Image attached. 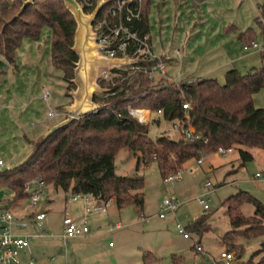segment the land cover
Returning a JSON list of instances; mask_svg holds the SVG:
<instances>
[{"label": "trees", "instance_id": "1", "mask_svg": "<svg viewBox=\"0 0 264 264\" xmlns=\"http://www.w3.org/2000/svg\"><path fill=\"white\" fill-rule=\"evenodd\" d=\"M152 0H140V20L136 28L140 36L149 33V9ZM22 0H0V54L8 63L15 60L17 49L24 40L36 42L44 28L50 37L52 67L62 73V79L71 83L76 54L71 50L76 23L62 0H34L20 17L10 23ZM84 12H88L84 9ZM257 29L247 28L239 33L243 45L253 42L264 47V1L260 5ZM163 61L164 59L161 58ZM152 62H143L149 66ZM103 94L94 93L93 100L107 103L69 124L53 131L44 139L32 143L30 154L11 169L0 171V189H9L8 207L26 199L25 184L33 179L42 180L65 193L90 194L98 201H112L118 209L144 204V183L141 178L117 176L114 158L125 148L139 153L140 162H155L161 177L176 172L190 160H200L214 154L219 148L236 149L241 166L253 160L250 150L264 151V108L254 107V95L264 93V68L245 72L229 70L224 84L216 79L194 82L181 80L176 86L168 78L148 79L138 73L123 76L113 82L100 80ZM131 103L136 109L149 110L166 122L190 124L200 138L187 141L183 135L174 140L161 135L152 142L148 138L149 123L141 124L125 109ZM188 103L189 110L182 108ZM161 113L158 115V113ZM143 113V112H142ZM146 115V114H145ZM254 205L252 216L246 217L242 207ZM231 230L222 237L226 251L243 252L238 239L252 240L264 236V206L248 193L240 192L221 204ZM208 213L199 216L185 227L186 231L202 236L210 230ZM255 257H259L256 262ZM155 260L148 252L142 253L143 264ZM244 264H264V243Z\"/></svg>", "mask_w": 264, "mask_h": 264}, {"label": "rangeland", "instance_id": "2", "mask_svg": "<svg viewBox=\"0 0 264 264\" xmlns=\"http://www.w3.org/2000/svg\"><path fill=\"white\" fill-rule=\"evenodd\" d=\"M24 1L26 0H22L12 18L6 19L7 23L20 17L24 10L19 15L18 12ZM160 1L153 0L154 5L151 11L156 12L155 5ZM191 1L189 5L193 9L194 20L199 22V17L203 19L199 25L194 27V33L183 31L182 26L180 30L177 25L179 13L175 22L176 33L180 32L182 39L187 37L190 45L201 41L200 44L191 46V55L193 59L198 60V64L191 65L194 67V71L202 66L201 57L205 48L213 46L219 40V37L218 39L214 38L218 30L222 31L228 25H235L242 29L247 27L257 29L259 9L264 0H202L203 3H200L198 8L193 7L194 2L198 4V1ZM33 4L34 2L30 5ZM175 4L179 7L180 0H176ZM206 24L207 28L205 27V29L203 25ZM195 30H201V33ZM213 30L216 31L214 34H212ZM150 34L155 55L162 47L161 44L168 39H164L168 33H160L158 24L151 22ZM50 37V30L44 28L38 41L24 40L16 52L18 69L9 76L7 72L10 73L11 65L0 54V69L4 72V75L0 73V160L4 162V165L0 166V171L11 169L21 163L32 150L31 136L41 132L51 123L57 122L58 114H61L60 117L64 119L68 116L66 110H62L60 107L55 108L57 102H67L68 105L73 103V98L65 95L74 90L75 86L64 81L62 73L54 69L48 61ZM32 45L35 46L31 53ZM176 45L179 46L174 40V45H171V48ZM24 55H37L39 59L32 66L25 65L21 60ZM180 78V80H185L184 77ZM199 78L204 77L199 75ZM212 78H217L216 80L220 84H224L223 74L218 73ZM48 80H52V84H56L60 80L63 89L61 95L57 93L56 86L48 89L49 99L46 103L42 95L38 94L39 83L48 82ZM98 82L99 79H97ZM253 98L254 107L263 109V91L257 92ZM7 104L11 108L5 110ZM50 110L57 112L53 118L47 116V112ZM6 113H8V117H6ZM139 116L142 119L141 115ZM156 117L151 114V118L147 122L149 123L148 138L152 142L161 135H166L174 140L179 138L178 133L167 135L168 130L172 129V124L160 117H158L159 123L157 124L153 122ZM45 119H49L48 122H43ZM22 134H25V137ZM250 151L254 158L244 166H241L239 153L236 149L224 156L216 152L206 156L201 165L190 160L188 164L186 163L185 168L186 164L178 169L182 171L181 180L164 184L155 162H150L148 165L140 162L137 167L139 153H135L129 148L120 150L114 158L115 174L143 180V208L127 206L118 209L114 203H110L106 214L95 213L88 221L89 229L94 234L99 233L98 236L88 240L69 241L64 247L58 239L62 233L61 221L65 214L73 216L74 210L77 212L82 200L78 199L75 202L67 203L64 199L65 193L59 190L58 194L54 193V203L49 207V212L43 222L45 230L52 237L31 242L33 264H143L141 251L148 252L155 257V260L145 264H210L212 258L218 259L220 252L226 250L222 237L231 230L229 220L225 215V208L221 205L222 202L232 195L246 192L264 206V186L261 182L252 180L255 172L261 171L264 174V151ZM12 159L17 161L11 163ZM209 168L212 170L208 171ZM206 182L210 183L209 187L204 186ZM53 187V185L45 187L44 195L38 204L40 210L44 211V200ZM4 192L8 195L7 197L3 195ZM206 192L208 195L203 199L209 206L207 222L210 230L202 236L187 231L190 238L185 239L178 233L175 224L178 221L187 227L201 215L202 205L198 203L197 199ZM0 193V206H9L10 191L0 189ZM66 196L67 199L72 197L69 192L66 193ZM166 197L173 198L180 205L176 211V219L170 214H167L165 219L159 218V205ZM29 204L30 201L26 198L9 209L20 212L26 210ZM254 210L255 207L251 203H246L242 207V212L246 217L252 216ZM115 222H120L123 228L110 232L108 224ZM108 242L114 245V249L108 248ZM195 243L201 246L204 255L194 249ZM237 243L243 246V252L239 258L235 257L231 264H244L255 251L261 248L264 236L252 240L238 239ZM258 258L255 257L253 261L256 262ZM21 264H26L22 257Z\"/></svg>", "mask_w": 264, "mask_h": 264}, {"label": "built area", "instance_id": "3", "mask_svg": "<svg viewBox=\"0 0 264 264\" xmlns=\"http://www.w3.org/2000/svg\"><path fill=\"white\" fill-rule=\"evenodd\" d=\"M79 7L84 11L86 9L90 14L96 7L97 3L107 0H76ZM140 20V0H109L98 12L94 23L92 24V31L94 33V42L100 47L98 53L106 58H125L129 60H137L133 65L116 67L110 69L108 67L99 68L97 79L106 82H113L123 76L124 72L130 75H137L143 73L147 75L148 79L155 80L159 78H167L166 65L161 57H157L152 52L151 43L147 35L140 36L136 22ZM257 49L263 50L258 43L253 42L251 46H244V50ZM149 66H143V62H152ZM177 86L178 83L174 81ZM107 91V90H106ZM103 94V93H100ZM42 97L44 100L49 99V92L42 89ZM182 108L189 110L188 103L182 104ZM125 109L132 115L139 123L146 124L145 119H141L137 114L142 112V109H136L131 103L125 105ZM97 111V110H96ZM93 112V113H96ZM161 113L159 112L158 115ZM56 113L50 110L47 114L49 118H53ZM172 129L168 130L170 133H178L183 135L187 141L199 139L200 136L195 133L190 124L182 125L178 122H171ZM232 149L219 148L216 153L226 155ZM197 165H201L202 159L195 160ZM1 165V161H0ZM182 177V171L168 173L163 177V183L167 184L173 181H179ZM252 180L259 181L264 186V174L257 171L253 174ZM206 187L210 186L207 182ZM25 192L28 194L27 199L30 204L26 210L17 212L12 211L6 207H0V264H21V255L27 252L30 255L26 264H33L34 259L31 256L30 245L33 240H42L48 237L44 230L43 222L47 213L38 208L40 198L44 195L45 183L40 179H33L25 184ZM208 192L203 193L198 199V203L202 205L203 214H207L209 209L208 204L204 201V197ZM82 200L83 214L80 218L65 216L62 219V233L60 239L66 246V242L71 239H78L90 234V229L87 225V219L95 213L107 212L108 204L98 201L90 194H74L71 201ZM178 202L173 198L166 197L159 205V218L163 219L167 214L172 215L176 219V211L178 209ZM175 227L183 238L188 239L190 235L187 233L185 227L176 222ZM122 228L120 223L109 224V230H119ZM112 246V243H109ZM194 249L200 254L204 255L199 244L195 243ZM234 252L222 251L218 259L212 258L210 264H231L235 258Z\"/></svg>", "mask_w": 264, "mask_h": 264}, {"label": "crops", "instance_id": "4", "mask_svg": "<svg viewBox=\"0 0 264 264\" xmlns=\"http://www.w3.org/2000/svg\"><path fill=\"white\" fill-rule=\"evenodd\" d=\"M175 1L176 0H161L160 2H157L155 5L156 12L154 13L153 11H151L152 6L154 5L153 0H152L151 6L149 9V15H148L149 33L147 36L149 37V41L151 43L152 52H153V44H152V40H151L152 37L150 34L151 22L158 24L160 33H164V32H165V34L168 33L164 38V39H166V38H168V39H166L161 44L162 47L160 48L158 54H155V56L161 57L164 59V63L167 67L166 72H167V78L168 79H170L173 82L176 81L178 83V82H181L180 77H184L185 81L194 82V81H200V80H205V79H217V78H212L213 75H216L218 73L225 75V73L227 71L232 70V69H236L239 72H244V71L251 69V68H259V67L264 68V49L261 51H259L257 49L244 50L245 45H243V43L239 37L240 32L244 31L247 28H253V27H247V28L242 29V28H239L235 25H228L225 28H223L222 31H220V30L217 31V33L214 35V38L218 39V37H219V40L216 39L217 41L214 43L213 46H208L207 49L205 48V51L201 57L202 58V62H201L202 66L193 71L194 67H191V65L198 64L197 63L198 60L193 59L191 52H190L191 46L193 47V46L197 45L198 43L200 44L201 41H199L198 43L194 42L192 45H190L189 40H187V37L182 39V37H180V34H179L180 32L178 34L176 33L177 32L176 31L177 26H176L175 20L177 18L178 13H179V22L177 25H179L180 30L183 28V31H185V32H188V33L193 32L194 33V31H193L194 27L199 25V23L201 21H203V19H202V17H199V19H200L199 22L194 20V14L192 13L193 9L191 8V5H189L191 0H182V2L180 0V6L179 7L177 6V4H175ZM194 1L195 0H193V2ZM197 1H198L197 2L198 4H195V2H194L193 7L198 8L200 3H203L204 0L203 1L197 0ZM182 5H184V6H182ZM181 26H182V28H181ZM203 26H204V28L205 27L207 28V24L203 25ZM256 30L258 32V29H256ZM195 31L201 33V30L200 31L195 30ZM215 32L216 31L213 30L212 34H214ZM209 37L211 38V36H209ZM174 40L177 44H179V46L176 45V46H173V48H171L172 47L171 45H174ZM181 40H183V41H181ZM258 44L262 47V45L260 43H258ZM34 46L32 45V47H31V50H30L31 53L33 51ZM201 58H200V60H201ZM37 59H39V57H37V55H24L21 57L22 62H24L25 65H30V66H32L34 63H36ZM48 61L51 63V56L49 57ZM9 64L11 65V69H10V73L7 72L8 76L11 75L15 70L18 69L17 57L15 56L14 62L9 63ZM51 66H52V64H51ZM98 70H97V73H98ZM0 73H1V75H4V72L2 70ZM199 75H202L204 78H199ZM56 84H58V85H56ZM56 84H54V83L52 84V80H48V82H40L39 83L40 89H39L38 95L39 96L42 95V89H46L48 91V89H50L53 86H56L57 93H59L61 95L62 89H63V86L61 85L62 82L59 80V81H57ZM63 92H64V90H63ZM65 96H71L70 92H67ZM45 101H46V103L48 102V100H45ZM66 106H68L67 102H60V103L57 102L55 108L60 107L62 110H65L64 107H66ZM8 108L9 109L11 108L9 104H7V106L5 107V110ZM142 112L139 115H141L142 119L144 118L145 123H147L151 118V114H150L149 110H146V109H142ZM60 116H61V114H58L59 120L57 122L51 123L45 129L41 130V132H38V133L34 134L33 136H31V143H35L39 139H42L52 126H54V125L58 124L60 121H62L64 118L60 117ZM6 117H8V113H6ZM48 120L49 119H45L43 122H48ZM13 134L15 135V133H13ZM16 135H17V130H16ZM22 136L25 137V134H22ZM14 161H17V160H14V159L10 160L11 163H13ZM193 161H195V160H193ZM202 162H203V159H202ZM187 164H188V162H187ZM187 164L184 166V168L187 166ZM3 165H4V162H1L0 166H3ZM211 170L212 169L209 168L208 171H211ZM205 184H204V186L206 187ZM1 189H4V188H1ZM59 190H61V189L53 187L52 190L47 195L48 197L44 200V204H45L44 211L47 214L49 212V207H51L54 203L53 195H54V193L58 194ZM10 194H11V191H10ZM3 195L5 197L8 196L5 192L3 193ZM71 195H74V194H71ZM11 196H12V194H11ZM64 199L67 203L75 202V201H71V198L67 199L66 193H65ZM110 203H113V202L111 201ZM110 203L108 204V208H109ZM179 206H178V208H179ZM0 207H5V206L1 205ZM66 213H67V211H66ZM82 214H83V203H80L79 209L77 210V212H76V210H74V214L71 217L80 218L82 216ZM202 214H203V212H201V215ZM65 216H67V215L65 214ZM90 217L87 219V225H89L88 221H89ZM165 218H163V219H165ZM115 223H120V222H115ZM61 228H62V221H61ZM122 228H123V225H122ZM44 230H45V228H44ZM109 231L111 232L113 230H109ZM45 232H47V231L45 230ZM92 232L93 231L90 230L89 235L82 237V238H78V239H71V240H68L67 242L74 241V240L79 241V240H83V239L88 240L92 237H96L99 235V233L94 234ZM47 234H48V232H47ZM50 237H52V235L48 234V237L45 239H48ZM58 239H60V236L58 237ZM60 241H61V239H60ZM67 242H66V244H67ZM109 243H111V242H108V248L110 250L114 249V245L112 244V246H109ZM30 252H31V245H30ZM141 253H143V251H141ZM31 256H32V252H31ZM21 257L27 263L30 255H28L27 252H23Z\"/></svg>", "mask_w": 264, "mask_h": 264}, {"label": "water", "instance_id": "5", "mask_svg": "<svg viewBox=\"0 0 264 264\" xmlns=\"http://www.w3.org/2000/svg\"><path fill=\"white\" fill-rule=\"evenodd\" d=\"M33 2L34 0L24 1L18 15ZM62 2L73 16L76 23L73 45L71 48L77 56V62L74 63V75L71 79V83L75 86V89L70 91L73 103L64 107L68 116L58 124L52 126L42 139L73 120L93 113L107 105V103H97L93 100L94 93H105L107 90L100 87L97 83V70L99 68L108 67L114 69L119 66L133 65L137 62V60H129L127 57L121 59L106 58L98 53L100 47L94 42L95 36L92 31V24L99 10L107 4L109 0L97 3L95 9L90 14H86L79 7L76 0H62Z\"/></svg>", "mask_w": 264, "mask_h": 264}, {"label": "bare ground", "instance_id": "6", "mask_svg": "<svg viewBox=\"0 0 264 264\" xmlns=\"http://www.w3.org/2000/svg\"><path fill=\"white\" fill-rule=\"evenodd\" d=\"M137 114H141V112H138Z\"/></svg>", "mask_w": 264, "mask_h": 264}]
</instances>
